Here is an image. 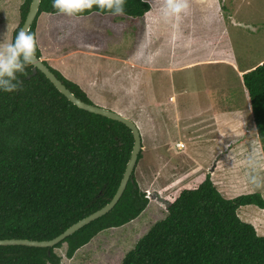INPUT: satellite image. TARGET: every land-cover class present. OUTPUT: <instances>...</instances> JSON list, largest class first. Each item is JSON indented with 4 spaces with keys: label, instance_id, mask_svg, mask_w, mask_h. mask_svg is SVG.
Masks as SVG:
<instances>
[{
    "label": "rangeland",
    "instance_id": "374dc122",
    "mask_svg": "<svg viewBox=\"0 0 264 264\" xmlns=\"http://www.w3.org/2000/svg\"><path fill=\"white\" fill-rule=\"evenodd\" d=\"M147 1L152 10L141 21L93 13L85 18L42 15L38 22L39 37L55 26L64 31L55 36L59 54L80 48L102 53L97 72L73 66L83 75L79 83H97L99 89L90 95L93 104L138 125L146 152L137 167L149 200L143 214L101 233L72 259L66 245L56 249L61 264H121L139 239L167 216L170 202L206 174L227 198L261 192L249 181L252 146L263 151L242 76L264 62V0H223L221 5L220 0L217 5L188 0L186 10L167 16L164 0ZM22 2L0 0V37L13 39ZM115 55L119 61H113ZM132 74L137 89L122 92L120 84L133 83ZM184 81L187 85L181 87ZM180 107L188 114L176 121ZM207 111L210 117L204 115ZM189 118L193 128L187 125ZM242 210L241 217L264 234V211L255 206Z\"/></svg>",
    "mask_w": 264,
    "mask_h": 264
},
{
    "label": "trees",
    "instance_id": "16d2710c",
    "mask_svg": "<svg viewBox=\"0 0 264 264\" xmlns=\"http://www.w3.org/2000/svg\"><path fill=\"white\" fill-rule=\"evenodd\" d=\"M22 1L13 39L33 0ZM199 1L217 5L216 0ZM52 4L53 0H41L30 29L38 42V58L53 50L37 36L42 15H62ZM151 10L147 0H126L124 15L141 21ZM93 13L111 15L93 9L76 17ZM44 64L79 99L93 104L78 84ZM18 76L22 90L0 91V240H52L112 201L134 136L121 122L75 106L41 71L34 74L33 66ZM242 80L264 153V62L246 71ZM145 153L143 146L127 189L108 214L53 248L0 246V264H61L56 249L66 245V255L72 259L101 233L136 221L149 205L137 179ZM248 206L264 211L261 192L227 198L206 174L170 202L167 216L139 239L121 264H264V234L240 215Z\"/></svg>",
    "mask_w": 264,
    "mask_h": 264
},
{
    "label": "clouds",
    "instance_id": "9594fccd",
    "mask_svg": "<svg viewBox=\"0 0 264 264\" xmlns=\"http://www.w3.org/2000/svg\"><path fill=\"white\" fill-rule=\"evenodd\" d=\"M164 4L163 11L166 16L179 15L188 8V0H164ZM125 6L126 0H53L52 4L58 13L69 17L79 16L93 9L107 11L113 16H122L125 13ZM37 49L36 35L30 31L22 29L16 33L14 39L5 38L4 34L3 42H0V91L12 93L22 90L23 81L18 74L26 75L27 67L36 65ZM204 115L209 116V111L204 112ZM187 122L191 128L194 127L192 119L189 118ZM248 165L251 169L250 183L255 190H261V195H264V153L259 152L255 144L252 146Z\"/></svg>",
    "mask_w": 264,
    "mask_h": 264
},
{
    "label": "water",
    "instance_id": "95a60500",
    "mask_svg": "<svg viewBox=\"0 0 264 264\" xmlns=\"http://www.w3.org/2000/svg\"><path fill=\"white\" fill-rule=\"evenodd\" d=\"M40 5H41V0L32 1L30 10L27 14L25 23L22 27L23 30L30 31L34 21L37 18ZM234 24L237 23L234 21ZM38 71H41L50 80V82L57 88V90L78 108L92 114L100 115L102 117L121 122L122 124L126 125L129 129H131L133 133L134 146L130 160L124 172L121 184L118 188V191L109 204H107L100 210L96 211L95 213L91 214L90 216L80 220L79 222L71 226L69 229H67L65 232H63L61 235H59L58 237L52 240L37 241V240H26V239H7V240H0V246H29V247H37V248H53L57 246L59 243L66 240V238L72 236L80 229L84 228L90 223L108 214L117 205V203L120 201L121 197L123 196L125 190L127 189L128 183L131 180V176L138 163L139 154L143 148L142 134L137 124L133 120L127 118L126 116L120 113L82 101L73 92H71L66 87V85L63 84L61 80L58 79V77L54 74V72L47 65H45L40 58L37 57V63L35 66H33V73L36 74Z\"/></svg>",
    "mask_w": 264,
    "mask_h": 264
},
{
    "label": "crops",
    "instance_id": "0c3cea01",
    "mask_svg": "<svg viewBox=\"0 0 264 264\" xmlns=\"http://www.w3.org/2000/svg\"><path fill=\"white\" fill-rule=\"evenodd\" d=\"M48 15L50 17L54 16L51 14H45V17ZM57 16H60V15H57ZM0 27H2L1 24H0ZM51 30H52V32L46 31V33L40 34V37L43 39V41L45 40L44 42L46 44L50 45V48L53 49L52 51H50L51 52L50 54H48V53L44 54L42 60L46 61L51 67H53L54 69L61 72L64 75V77H66L67 79L78 84L85 91V93L88 95V97L90 98V95H93L97 92V90L99 89V85L97 83H94V82L79 83L83 79V75L74 71L73 66L76 65L77 67H79L81 69H84L86 67H91V69L93 71L97 72V70H99L97 67V63L99 62L98 58L103 57L102 53L101 52L100 53L93 52L92 49L89 50V49L80 48L79 50H71V51H67L65 53L59 54L62 52V48L57 43L59 40L56 39L55 36H57V37L62 36L64 31L60 30L59 28H56V26H55V29H51ZM5 32H6V29H5ZM47 33L53 34V38H55L57 41H53L52 38H50V36L47 38L46 37ZM3 37H4V35H2L0 37V42H3ZM47 39H48V41H47ZM116 57H118V58H116ZM116 57H115L116 60H113V59H111V60L119 61V59H120L119 56H116ZM53 64H55V65H53ZM130 77H132L133 83L127 80L126 82L124 81L125 83L122 82L120 84V87L122 88V92L128 93L127 90H129L128 89L129 87H130V90H136L137 89V87L134 84H136V85H139V84H138V81L135 80L136 79L135 74H132ZM169 78H171V74H170ZM126 83H128L130 85L126 86ZM185 85H187L185 83V81H184V84H180L181 87L185 86ZM100 88H103V85ZM130 90H129V92H130ZM170 92H172V91H170ZM184 107L191 108L192 105H191V103H185ZM178 111L180 113V117L177 116L176 121H181V117L183 115L188 114V112L186 113L185 110L182 109L181 107L178 109ZM210 116L211 115H209V117Z\"/></svg>",
    "mask_w": 264,
    "mask_h": 264
}]
</instances>
